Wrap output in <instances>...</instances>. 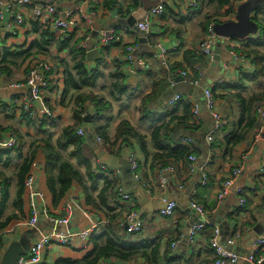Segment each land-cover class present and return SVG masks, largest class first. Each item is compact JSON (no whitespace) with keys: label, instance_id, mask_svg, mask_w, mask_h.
<instances>
[{"label":"crops","instance_id":"1","mask_svg":"<svg viewBox=\"0 0 264 264\" xmlns=\"http://www.w3.org/2000/svg\"><path fill=\"white\" fill-rule=\"evenodd\" d=\"M8 1L14 0H4V2ZM199 1H201V3L204 1L205 9L203 8L202 12L199 9H190L184 0H163L165 9L167 8V11L165 10V16L163 18L161 16L151 18L149 38H147L146 42L141 45V51L139 49V57H142L143 60H146L147 62V72L145 75L139 76L138 73L141 70L136 68L135 64L130 67L126 66L127 75L129 76L128 83H130V86H137L138 95L135 94L136 96L133 97L134 99H132L131 103L124 110H121L120 104H112L113 118L107 129V137L110 141H113L115 137L117 126L121 122L126 121L132 125L140 135L145 137L148 151L153 152L150 140L151 126L148 122H144L145 120H143L137 112V100L141 93H149L154 83H159L161 81L165 82V84L162 85L160 95L150 102L148 107L149 110L152 111V114L157 116L164 115L165 111H167L164 110V108L176 95L180 96L182 100L188 101L193 107H198L197 101L204 98L203 89L211 88L212 90H215V93L221 96L217 100V107L219 113L224 117L227 128L226 132L220 134L219 137L221 139L231 133V126H234L239 122L240 111L239 106L236 103L235 95L241 94L243 97L248 98L252 94L260 93L262 91L263 85L248 83L244 84L245 90L240 92L235 90L239 85L241 76L245 74L251 75L253 68L250 62L241 56L236 55L238 57L237 60L234 58L228 45L229 40L231 39L228 40L219 37L214 47L213 58L211 60L203 58L201 64L198 63L195 65L203 70V79L200 87H191L179 78L176 79L174 85L170 84L169 71L163 68L159 61L153 59V55L160 50L158 49V46H160L167 51L169 55V67L176 66L181 70L191 68L187 63L188 61H193L190 60L189 57H186V53L201 54L199 44L206 35L203 30L205 24V10H210V7L205 3L209 0ZM40 2L44 3V0H40ZM84 2V0H60L58 13L63 16L65 13L73 11L76 6L84 7ZM158 4L159 1L157 0H140L138 8L132 9L129 8V1L122 0L118 8L111 12H105L99 6L98 9H95V13L90 11L87 12V15L91 18L92 22L91 30L88 29L85 24L81 22L79 23V37H84L85 39V35L90 34V43L93 45L99 40L100 33H108L111 31L112 25L118 23L125 25L131 15L140 8V5L143 6V10L146 14L151 9L157 7ZM22 11L26 15V22L20 28L8 30L6 25L11 20L7 16L4 18L3 22H0V50H15L23 46L27 47L37 37L36 34L32 33L31 23L36 21V19L31 16V7L24 8ZM224 11L225 9L223 12ZM235 15L228 18H221V21L223 23L234 21ZM142 19L137 21L135 25ZM38 22L42 25L49 24L50 26V20L48 17H45L42 22ZM124 25H121L123 26L122 29L119 28L115 31L117 35H114V41L112 44L101 50H106L105 65L107 66L108 71L114 69L115 63H124V47L135 42L137 44L140 38L139 33L126 28ZM124 29H128L130 32H125ZM217 44H219V47L216 50ZM34 61L49 62L54 68V63L51 60H45L43 57L34 58L32 62ZM28 62L18 72H14L13 81H25L29 71ZM88 62V66L94 68L93 64L90 63V61ZM27 67L28 70L26 71ZM53 71V84L50 86L49 93L46 95V105L49 111L55 115V119H53L55 127L50 130L54 135L52 141L55 143L61 136L63 129L73 127L76 124L73 117V109L74 101L78 93L71 92L64 96V85L61 78L62 72L60 70ZM129 72H132V75L129 74ZM89 93L104 95L102 92L96 90L85 89L82 91V94ZM3 106L6 107L3 108ZM26 113L29 115L31 113V119H36L34 121H44L45 118L46 121H51L42 112L40 105L33 101L28 90H11L0 85V143L10 139V133L12 130L19 131L25 137V142L27 143L22 151L23 155L28 147L30 139H33L34 137L38 138L36 129L32 126H27L25 122H22L26 121ZM200 119L201 124L204 123L205 130H207L205 132L204 143L205 146L208 147L206 136L211 129V119L206 110L201 111L200 109ZM257 122V126L251 132L247 141L243 145L238 146L232 152L230 157L225 156L223 150L207 151L199 157L196 156L197 163L195 171L191 173L189 167L188 171L183 170L182 168L176 169L174 174L167 176L168 184L163 191L157 189L159 173H155L151 170V158L146 159L135 143L132 144L131 149H122L119 156L111 155V151L108 147L100 146L101 152H104L105 154V158L100 160L92 150L94 155L93 162L98 165H104L106 158L109 156L117 158L123 162H128L127 158L131 154L134 155L139 163V173L143 184L153 188L151 197L145 192L149 199V202L147 203L149 211L151 212L149 215L146 214L149 211L147 212L145 208L141 207L133 197L136 203V210L134 213L136 216L137 213L141 214L140 216H137V219L142 223L141 233H139L138 236H135V239L134 237L127 236L128 233H126L125 228L120 226L114 230L112 238L122 242H135L136 240L137 242L148 246V253H150V250L156 248L155 256L148 260L143 257H137L127 263L119 262L118 260L111 258L105 262H101V264H202L204 262H211L214 258L217 259L209 242L211 229L197 233L192 243L185 238L188 229L193 225L198 224L200 219H202L190 209L191 201L202 206L205 209L207 220L209 219L215 223L213 228L220 231L219 242L221 246L224 247L227 245L228 241H232L233 244L230 247L226 246V248H231L232 252L238 255L241 259L238 264H246L242 260L243 257L247 254L255 241L264 234V210L262 209L264 198V172L260 173V167L264 162V120L257 117ZM49 127L50 126H47L44 131ZM80 128L82 130L87 128L91 135L93 133L91 123L87 124L83 121ZM62 155L67 161L75 164V161L70 157L69 152L63 153ZM243 156L246 157V162L243 164L239 176L235 179L229 195L221 203H218L216 201V194L220 185L230 177V173L233 169L241 165V157ZM18 159L19 155L12 153L9 155L8 161H3L6 165L15 166V164L18 163ZM203 166H206L208 171V185L205 188L199 185L201 182L200 175ZM10 168L12 169L13 167ZM11 169L7 171L10 188L6 207H8L9 212L12 211V204L16 193L15 181H10L12 178ZM79 170L84 173L83 168ZM33 173L36 179L35 189L44 193L47 199V205L50 206L51 198L46 187L44 159L40 154L36 160ZM99 186L101 187L102 184ZM179 187H181V189ZM238 190L241 191L247 199L245 211L239 215L236 214L239 209L237 205ZM2 197L3 193L1 189L0 206L2 203ZM79 197H82L80 190L78 186H74L66 200L63 202L64 207H58L53 212L56 215H61L62 212L64 213L65 205L68 201L71 198L79 200ZM164 199L172 201L177 205V209L171 219H162L159 217V212L165 207L162 202ZM87 213L92 216L91 219L95 223L104 221L103 215ZM12 226L13 224L10 228ZM88 227L89 220L79 212L75 211L73 212L68 226L60 227L57 230L61 232H64L65 230L78 232ZM50 230H52V226L41 215L36 230H34L32 234L30 233L32 230L26 231L22 227L16 228L12 233L5 235L2 237L3 239L0 240V259L10 245L19 244L25 237L28 239L31 237L24 253L26 254L29 252L30 245L35 240L36 235L40 232H48ZM86 245L87 241L85 243L73 241L66 247L53 245L45 251L43 257L44 263L52 264L60 258L78 260L84 256L87 247ZM262 256L264 257V253Z\"/></svg>","mask_w":264,"mask_h":264},{"label":"trees","instance_id":"2","mask_svg":"<svg viewBox=\"0 0 264 264\" xmlns=\"http://www.w3.org/2000/svg\"><path fill=\"white\" fill-rule=\"evenodd\" d=\"M121 1L96 0L92 5L97 9L100 6L105 12H111L118 8ZM127 1L130 2L129 8L132 9L138 8L140 3V0ZM203 2L201 3L198 0V9L201 12L203 8L205 9ZM205 3L210 7V10H205L203 30L206 34L210 24H222L221 20L223 18L235 15L243 0H209ZM165 10L167 11V8H164L162 18L165 16ZM251 20L258 27L256 36L244 41L231 39L235 44L229 47L235 55L248 60L253 68L251 75L241 76L239 85L235 90H238V92L245 90V83L263 85V88L260 93L252 94L248 98L243 97L241 94L235 95L240 116L239 122L230 127L231 133L224 136L223 139L219 137L220 135H215L213 141L206 147L204 137L207 130H205L204 123L201 124V119L194 120L193 105L186 100H182V98L173 105L168 104L164 108V110H167L164 115H153L148 107L150 102L160 95L162 85L165 84L164 81H161L154 83L149 93H141L137 100V112L145 120L144 122H148L151 126L150 140L153 152L148 151L145 137L140 135L126 121L117 126L113 141H110L107 137V129L113 118L112 104L118 103L121 110H124L134 99L135 94L138 95L137 86H130V83H128L129 76L127 75L126 66L130 67L129 64L126 62H122V64L115 63L114 69L108 71L105 65L106 50H104L100 52L101 57L99 60L90 62L94 67L90 68L85 51L78 47L83 42L84 37L71 35L56 39L49 29V24L42 25L37 20L31 23L32 33L36 34L37 37L27 47L23 46L15 50H0V74L13 81L14 72H18L28 61V67H30L34 58L43 57L47 61L51 60L54 63L52 70L62 72L64 96L71 92L78 93L73 109L76 124L73 127L63 129L61 136L54 143L52 141L54 135L50 132L51 128L55 127L53 121H46V118L44 121H34L36 119H31V113L30 115L26 113V121L22 122L35 128L38 138L30 139L24 155L22 151L27 144L25 137L19 131L12 130L10 137L15 140V147L0 150V192L2 189L3 193L0 206V232L7 230L12 224L14 226L29 220V213L25 205L24 181L29 173L34 170L36 160L40 154L44 159L46 187L51 198L50 206H48L49 215L62 218L65 213L62 212L61 215H56L53 211L58 207H62L71 189L78 186L82 196L79 197L78 201L82 208L93 215H103L105 221L89 237L83 257L78 260L60 258L52 264H101V262L111 258L124 263L137 257H143L147 260L152 259L155 256L156 248L148 253V246L136 240L135 242H122L112 238L114 230L120 227L124 218L131 212H135L136 203L134 199L130 203L121 201L117 193V188L122 185L121 177L116 174L114 169L108 167H105L104 170L100 169L99 165L93 162L94 155L85 137L79 136L77 133L79 130L82 131L80 127L84 118L91 115L93 139L100 137L102 146L108 147L111 151L110 154L113 156H119L122 149H131L132 144L135 143L146 159L151 158L150 168L155 173L169 167H172L174 172L178 168L188 171L190 165L188 158L194 156L197 159L207 151L223 150L224 155L230 157L238 146L247 141L251 132L257 126L256 109L264 107V10L255 12ZM186 57L193 61L187 63L191 67L186 68L189 71H193L195 65L201 64L203 58L205 59L202 54L189 52L186 53ZM186 69L181 70L179 67L170 66L168 71L170 75ZM140 72L138 75L143 76L147 71ZM85 89L100 91L104 95L82 94ZM212 94L216 101L221 97L215 93V90H212ZM5 107L3 106V108ZM47 126L50 127L44 131ZM225 128L222 133L226 132L227 128ZM67 152H69L75 164L63 157L62 154ZM12 153L19 155L18 163L15 166L6 165L3 160L8 161L9 155ZM81 168L84 169V173L79 170ZM10 169L12 175L10 181H15L16 190L11 212L6 207L10 188L7 171ZM100 184H102L101 187ZM246 205L238 209L236 214L243 213ZM262 209L264 210V198ZM209 229H211L209 236V239H211L213 228L206 227L203 232ZM138 235L127 234V236L135 239V236ZM263 253L262 249L260 255H263ZM42 264H45L44 260Z\"/></svg>","mask_w":264,"mask_h":264},{"label":"built area","instance_id":"3","mask_svg":"<svg viewBox=\"0 0 264 264\" xmlns=\"http://www.w3.org/2000/svg\"><path fill=\"white\" fill-rule=\"evenodd\" d=\"M60 1V0H59ZM84 7H75L73 11L65 13L64 18L58 13L54 0H44V3L38 2L41 4L38 7L33 3L32 0H14L3 2L0 0V22L4 21V18L7 16L10 18V22L7 23V29L12 30L14 28L22 27L26 22V15L22 9L31 7V16L37 21H43L45 17H48L50 20L49 29L56 39H61L69 36H79L78 29L79 23L85 24L88 29L91 30V18L87 15V12H94L95 7L92 5L96 0H84ZM159 4L157 7L148 11L144 18L138 22L135 27L139 32L144 33V38H149L150 35V22L152 17H159L163 15L165 5L163 0H157ZM188 7L192 10H197L199 7L198 0H184ZM246 0H243L245 2ZM95 13V12H94ZM214 24H210L207 29V33L204 39L199 44V50L201 54L206 58L211 60L213 58V51L218 37L214 33ZM122 29V28H121ZM120 29V31H121ZM125 30V29H124ZM125 32H130L128 29ZM117 33L111 30L108 33H100L99 40L92 45L90 43V34L85 35L83 42L79 44V48L84 50L87 54L91 50H97L99 53L101 50L109 47L114 41V35ZM229 40V39H228ZM235 43L229 40V47H232ZM92 45V46H90ZM91 47V48H90ZM138 49V43H133L131 45H126L124 47V62L128 63L129 66L134 64L138 65V69L141 71L147 70V62L143 60L142 57H139L137 60L134 59V52ZM160 49L156 54L153 55V59L160 62L161 66L168 70L169 68V59L168 53L160 46ZM232 55L237 60L238 57L232 52ZM53 65L46 61H34L29 67L27 77L24 82H11L5 76L0 74V85L4 88L23 91L29 90L30 96L34 102L38 103L42 108V112L53 121L55 115L49 111L46 105V95L49 93L50 86L53 84ZM194 75V76H193ZM177 78L183 80L186 84L191 87H200L201 81L203 79V70L199 66H195L193 71H177L170 74V84L174 85ZM203 97L206 102V111L211 119V129L206 136V143L210 144L215 135H220L225 128V120L223 116L219 113L217 107V101L214 99L211 88L203 89ZM180 96L176 95L170 100V105L177 103L180 100ZM256 115L259 119L264 120V107H259L256 109ZM193 116L194 120L200 119V108L199 106L193 107ZM79 136H84L83 130H79L77 133ZM99 146H102V140L100 137H95L94 139ZM191 142V141H189ZM15 140L10 137L7 141L0 143V150H7L15 147ZM127 161L130 165V170L132 172L133 178L143 187L145 192L149 197L152 196L153 188L143 184L141 175L139 173V163L134 155H130L127 158ZM189 168L191 173L196 169L197 159L194 156L188 158ZM246 162V157H241V165L233 169L230 173V177L225 180L219 187V190L216 194V201L221 203L230 193L231 188L233 187L235 179L239 176L243 164ZM99 168L104 170L105 166L103 164L99 165ZM34 171V170H33ZM33 171L29 173L24 181V191H25V205L27 212L29 213V220L21 224H16L11 228L8 227L7 230L0 232V238L5 235L12 233L18 227H22L26 231L36 230V226L39 222L40 215L44 217L52 226V230L46 232H40L36 235L35 240L31 243L29 252L19 256L15 264H42L45 251L53 246L59 245L66 247L70 245L73 241H78L80 243H85L88 241L91 234L96 230L97 227L102 226L105 222L95 223L91 219L92 216L89 215L84 208L80 205L79 201L75 198H71L68 203L65 205L64 216L62 218L51 217L48 212L47 199L44 193L37 191L35 189V176ZM116 174L120 176V172L115 170ZM264 172V162L260 167V173ZM174 174V169L172 167L166 168L159 172L157 189L163 191L168 184V175ZM201 182L200 186L205 188L208 183V171L206 166H203L201 170ZM181 189V187H179ZM118 196L122 202L130 203L133 199L132 196H129L122 185L117 188ZM1 195V192H0ZM238 208L241 209L246 205V198L241 191L238 190ZM165 207L159 212V217L162 219H171L177 209V205L172 201H167L166 199L162 200ZM190 209H192L199 217L202 218L203 223L196 224L190 227L187 231L188 241L193 242L194 237L197 233L203 232L206 227L213 228L206 216L205 209L196 204L194 201L190 202ZM79 212L86 219L89 220V227L78 232H72L65 230L64 232L58 231L60 227H67L69 221L73 215V212ZM121 227L125 228L126 233L128 234H139L142 231V223L137 219V216L134 212H131L127 215L120 224ZM220 231L216 228H213L212 236L210 239V245L217 256L215 261L204 262L202 264H238L241 260L238 255H236L232 250H226V246H231L232 241H228L227 245L224 247L221 246L219 242ZM228 247V248H229ZM264 249V234L260 236L253 246L249 249L247 254L243 257V261L246 264H263L264 257L260 255V251Z\"/></svg>","mask_w":264,"mask_h":264},{"label":"water","instance_id":"4","mask_svg":"<svg viewBox=\"0 0 264 264\" xmlns=\"http://www.w3.org/2000/svg\"><path fill=\"white\" fill-rule=\"evenodd\" d=\"M1 1L4 2V0H1ZM32 1L38 7L41 6L38 0H32ZM54 2H55V5L59 6V0H54ZM56 10L59 11V8L56 7ZM259 10H264V0H246L245 2H243L242 4L238 6L236 15L234 17L235 20L231 22H226L223 24H216L214 26V33L219 38L236 39L238 41H244L250 37L256 36L258 32V27L251 20V17L255 12ZM144 15H145V11L143 10V6L140 5V8L135 13H133V15H131V17L128 19L125 25L122 23H118V24L112 25L111 27V30L116 31L119 28L123 27L121 25H124L126 28L131 29L132 31L136 33H139L140 38L138 40V49L133 54L136 60L140 56L139 49L141 51V48H142L141 45H143V43L146 42V39L144 38V33L139 32V30L134 25L137 21L142 19ZM62 18L65 19L64 15L62 16ZM218 47H219V44L216 45V50L218 49ZM86 58L88 61L94 62V61L99 60L100 55L97 50H91L86 54ZM135 66L136 68H138L137 64H135ZM129 74L132 75V72H129ZM197 103L201 111L206 110V102L204 98H202V100L197 101ZM91 118H92L91 115L86 116L84 118V122L87 124H90L92 122ZM83 132H84V137L89 144V147L94 151L96 157H98L99 160L102 158H105L104 152H101L100 146L93 139L89 130L87 128H84ZM104 166L120 172L121 181H122V184H123V187L126 193L129 196L134 197L136 202L141 207L145 208L148 212L149 211V207L147 206V203L149 202L148 196L146 195L143 187L133 178L129 163L125 161L124 162L120 161L117 158L109 156L106 158ZM150 213L151 212L149 211L146 214L149 215ZM140 215H141L140 213H137V216H140ZM208 222L213 226L215 224L213 223V221L209 219H208ZM201 223H203L202 219H200V222H198V224H201ZM33 231L34 230H32L30 233L32 234ZM185 238L187 240L188 236H186ZM28 243H29V239L25 237L24 239L20 241L19 244L10 245L9 248L6 250V252L2 255L0 259V264H15L16 259L19 256L24 255ZM226 250L229 251L231 250V248L227 247Z\"/></svg>","mask_w":264,"mask_h":264},{"label":"rangeland","instance_id":"5","mask_svg":"<svg viewBox=\"0 0 264 264\" xmlns=\"http://www.w3.org/2000/svg\"><path fill=\"white\" fill-rule=\"evenodd\" d=\"M22 77V76H21ZM24 77H25V75H24ZM11 82H16V81H11ZM224 118V117H223Z\"/></svg>","mask_w":264,"mask_h":264}]
</instances>
